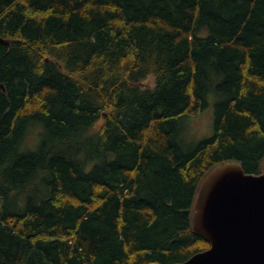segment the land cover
Returning a JSON list of instances; mask_svg holds the SVG:
<instances>
[{
    "label": "trees",
    "instance_id": "obj_1",
    "mask_svg": "<svg viewBox=\"0 0 264 264\" xmlns=\"http://www.w3.org/2000/svg\"><path fill=\"white\" fill-rule=\"evenodd\" d=\"M0 38V264L207 249L199 181L264 159V0H0ZM210 94L213 135L185 151Z\"/></svg>",
    "mask_w": 264,
    "mask_h": 264
},
{
    "label": "water",
    "instance_id": "obj_2",
    "mask_svg": "<svg viewBox=\"0 0 264 264\" xmlns=\"http://www.w3.org/2000/svg\"><path fill=\"white\" fill-rule=\"evenodd\" d=\"M0 44L8 43L0 38ZM260 167L259 174H247L229 160L203 175L189 222L209 247L175 264H264V159Z\"/></svg>",
    "mask_w": 264,
    "mask_h": 264
},
{
    "label": "rangeland",
    "instance_id": "obj_3",
    "mask_svg": "<svg viewBox=\"0 0 264 264\" xmlns=\"http://www.w3.org/2000/svg\"><path fill=\"white\" fill-rule=\"evenodd\" d=\"M149 81L151 83L153 81V78L150 77ZM214 102L215 99L210 94L208 96V107L202 113H200L198 116L185 118L181 121L178 141L185 151L189 150L194 144L198 143L199 141L209 138L213 135ZM31 135H33V133ZM31 135H29V137L26 139L25 144L27 146H30L32 144ZM23 150L32 151V147L31 149L24 148Z\"/></svg>",
    "mask_w": 264,
    "mask_h": 264
}]
</instances>
